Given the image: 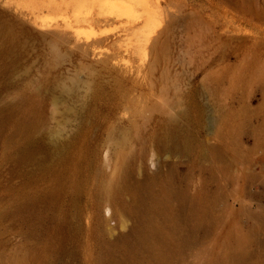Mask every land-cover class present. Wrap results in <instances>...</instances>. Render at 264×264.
Listing matches in <instances>:
<instances>
[{"label":"rangeland","instance_id":"rangeland-1","mask_svg":"<svg viewBox=\"0 0 264 264\" xmlns=\"http://www.w3.org/2000/svg\"><path fill=\"white\" fill-rule=\"evenodd\" d=\"M0 264H264V0H0Z\"/></svg>","mask_w":264,"mask_h":264},{"label":"bare ground","instance_id":"bare-ground-1","mask_svg":"<svg viewBox=\"0 0 264 264\" xmlns=\"http://www.w3.org/2000/svg\"><path fill=\"white\" fill-rule=\"evenodd\" d=\"M116 10H117V12H119V14H125V15H131L132 14L131 9L128 7H126V8L121 7V8L116 9Z\"/></svg>","mask_w":264,"mask_h":264}]
</instances>
